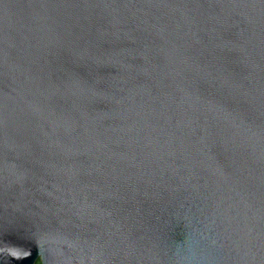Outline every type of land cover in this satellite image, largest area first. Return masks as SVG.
Here are the masks:
<instances>
[{
  "label": "water",
  "instance_id": "95a60500",
  "mask_svg": "<svg viewBox=\"0 0 264 264\" xmlns=\"http://www.w3.org/2000/svg\"><path fill=\"white\" fill-rule=\"evenodd\" d=\"M264 264V0H0V264Z\"/></svg>",
  "mask_w": 264,
  "mask_h": 264
},
{
  "label": "trees",
  "instance_id": "16d2710c",
  "mask_svg": "<svg viewBox=\"0 0 264 264\" xmlns=\"http://www.w3.org/2000/svg\"><path fill=\"white\" fill-rule=\"evenodd\" d=\"M35 264H40L39 260H37Z\"/></svg>",
  "mask_w": 264,
  "mask_h": 264
},
{
  "label": "rangeland",
  "instance_id": "374dc122",
  "mask_svg": "<svg viewBox=\"0 0 264 264\" xmlns=\"http://www.w3.org/2000/svg\"><path fill=\"white\" fill-rule=\"evenodd\" d=\"M40 262V261H39Z\"/></svg>",
  "mask_w": 264,
  "mask_h": 264
}]
</instances>
